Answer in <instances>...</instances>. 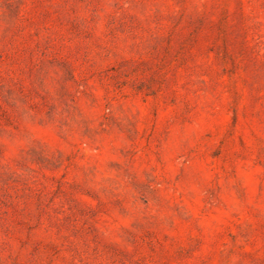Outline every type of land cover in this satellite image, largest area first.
<instances>
[{
  "label": "rangeland",
  "instance_id": "rangeland-1",
  "mask_svg": "<svg viewBox=\"0 0 264 264\" xmlns=\"http://www.w3.org/2000/svg\"><path fill=\"white\" fill-rule=\"evenodd\" d=\"M0 264H264V0H0Z\"/></svg>",
  "mask_w": 264,
  "mask_h": 264
}]
</instances>
